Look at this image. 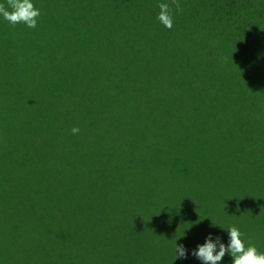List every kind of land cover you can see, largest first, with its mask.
Returning a JSON list of instances; mask_svg holds the SVG:
<instances>
[{
	"label": "trees",
	"instance_id": "trees-1",
	"mask_svg": "<svg viewBox=\"0 0 264 264\" xmlns=\"http://www.w3.org/2000/svg\"><path fill=\"white\" fill-rule=\"evenodd\" d=\"M148 1L150 0H79L77 6L81 13L77 19L88 17L92 13L100 14L106 10L114 12L118 19H122V14H134V6L138 3L147 4ZM154 2L155 6L161 2L169 4L174 23L171 29L166 27L165 29L170 34L180 31V23L175 21L178 20L176 18L181 11L184 9L185 12L186 7H195L196 12L205 20V29L209 30L208 35L215 37L222 46L220 56L216 59L197 52L207 67L208 74L205 81L209 78L215 80L217 77L218 84H223L222 81H229L230 76H235L234 78L241 83V88H245V93L239 92L237 103L248 108L244 112L249 118L246 115L243 121H240L237 118L231 120L229 117L230 127L237 129L227 130L226 136L217 137L213 145L222 143L229 136L232 143L234 140L239 141L241 159L247 157L252 145L258 144L253 125L258 123L260 128H264L262 110L264 109V0H154ZM7 4L8 0H5L4 6L7 7ZM44 24L45 21L39 17L36 29L26 26H18L14 29H17L22 42L28 44L31 43L29 40L39 32H43ZM113 28L114 26L112 30ZM122 29L125 32L130 31L126 25ZM52 33L53 38L49 40V44L53 50L49 49V57L44 62L53 64L55 75L60 77L63 72H66L68 63L86 69L69 76L64 87L59 81L48 80L51 76L50 70L49 72L38 71L37 75L42 79L41 84L38 87L35 86L36 89H50L49 92H55L54 100L57 101L58 106L54 110L61 115H64L62 106L66 104L63 101L64 93L75 92L76 102L69 116L74 111L76 118V111H80L79 121L89 126L87 135L83 130H79L75 134L74 141L68 140L63 143V150L74 148L75 151L72 158L58 166L62 182L68 186V189L72 188L76 192L74 208L64 207L60 199L56 200L53 197L47 199L44 185L47 182L52 183L54 179L46 173L39 174L30 169L28 172L30 180H33L34 176L41 175L35 191L30 184L29 192H24L21 202L13 203L11 200V203L0 202V264H60L58 253L65 254L67 264H89L87 261L90 255L101 250L92 243L93 238L98 234L106 238L110 232H115L118 229V219L124 216L128 205L137 204L140 201L154 205L155 200L157 204L160 199V184L156 180L160 178H163V181L168 180L171 190L177 189L180 183L184 188L200 185L199 180L194 179L191 184L189 182L194 175L193 169H190V161H193L190 153L193 149L188 145L187 136L182 135L177 143L175 141L176 104H169L166 109L168 122L165 133L162 136L158 135L157 138L152 137L157 120V116L153 114H155L159 95L158 87L154 84V77L159 72L150 66L151 69L149 65L160 50L145 45L144 40L136 41L144 46L143 52L146 55V64H141L136 56L133 40L128 37V46L132 49L127 50L128 46L125 45L119 55L113 57V65L119 70L111 71L101 59L117 52V49L114 50L113 43H106L102 48L94 50L91 44L84 45L76 39L75 46L70 48L63 44L68 40L61 38L62 34L59 30ZM84 47L89 49L92 55L86 62L80 58ZM169 48L174 56L175 48L172 49L171 45ZM0 50L6 51V48L0 45ZM7 51H9L8 48ZM57 53H61L62 56L59 57ZM110 53L112 54L109 55ZM149 55L154 56L147 61ZM193 66L196 68V65ZM0 67V88L6 91L17 90L15 79L8 78L13 77L16 72L8 71V63L2 57ZM104 76L108 79H117V87L126 93V96L112 99L117 102V106L110 109V114L95 117L90 109L82 107V103L83 100L92 98L89 93L91 84L99 85ZM108 82L112 83V80ZM170 84L172 85V82ZM210 85L212 83H207L202 89L203 93L208 94V101L211 102L208 116L216 109H214V96L208 93ZM235 86L239 89L237 85ZM187 87L190 89V84ZM172 96L175 95L172 94ZM166 99L173 100L174 97L165 96L164 101ZM35 101L36 99L33 100V104ZM200 110L199 107H193L183 114V119L191 122L196 131H201V127L193 119V115H197ZM228 110L227 106L226 112ZM259 111L263 115L260 120H258ZM69 116L65 115L67 121ZM141 119L143 124L138 122ZM100 124L107 128L105 138L101 137L97 130ZM120 131H124L126 136L116 134ZM128 131H130V137H127ZM210 133L211 130L209 131L207 127V136ZM261 134L264 135V130ZM200 147L201 140L196 139L195 150ZM258 155L264 156V143L254 157ZM85 156L90 159H85ZM167 158L175 159L174 166L170 169L165 161ZM248 158L250 162L243 160L240 165L242 170L249 172L243 176L242 184L239 186L242 187L241 190L254 194V199L257 200V204L253 206L254 211L264 218V184L261 183L264 182V173L259 166L252 165V157ZM160 159L163 161H159ZM181 168L184 171H179ZM204 173L208 175L207 171ZM199 188L200 202L196 203L185 196L181 201L179 200V208L170 211L169 220L163 223V225L169 224L173 232L177 230L182 232L185 238L184 245L191 247L190 249L195 248L197 243H203L209 231L218 235L224 234V229L230 224V221H222L214 223L215 229L205 230L208 220L199 219L201 215H204V210L201 207L198 212V209L204 203L205 194L206 199L212 194L209 190L205 191L200 186ZM39 194L43 196L41 202L36 198ZM51 203L62 207L63 217H57ZM230 207L228 206L224 212V216L229 218H231ZM156 215L157 212H151L148 221L157 224L154 218ZM160 227L153 229L146 220L143 226L134 227V234L141 232L154 234L149 242H145L144 248L147 255L140 264H161L166 261L165 254L156 251L164 242L153 241L160 234H164L160 232ZM199 228L203 231H197ZM242 235L249 244L264 253V219L259 220L257 225L243 232ZM165 236L170 237L169 234ZM114 249L117 248L108 246L105 250L113 251ZM106 259L109 261L108 257ZM226 259L228 261H225ZM230 261L231 257L226 254L220 264H228ZM177 262L199 264L195 258Z\"/></svg>",
	"mask_w": 264,
	"mask_h": 264
},
{
	"label": "rangeland",
	"instance_id": "rangeland-1",
	"mask_svg": "<svg viewBox=\"0 0 264 264\" xmlns=\"http://www.w3.org/2000/svg\"><path fill=\"white\" fill-rule=\"evenodd\" d=\"M78 1L32 0L34 6L40 10L39 17L45 21V24L43 32H39L33 39L29 40L31 43L28 44L22 42L17 29H14L18 26H24L23 24L13 26L0 18V45L6 48V51L0 50V59L2 57L8 63V71L16 72L13 77L9 76L8 78L15 79L17 84L15 91H6L0 88V202L11 203L10 200L13 203L21 202L24 192H29L30 184L35 191L39 179L41 180V175L34 176L33 180H30L28 172L33 169L36 173L42 174L43 172L54 179L52 183L47 182L44 185L47 199L50 197L56 198V200L60 199L64 207L74 208L73 201L76 198V192L72 188L68 189V186L62 182L58 166L72 158L73 151H75L74 148L63 150L65 141L76 139L72 129L78 128L87 135L89 133L87 127L89 126L81 124L79 121L80 111H76V118L74 111L69 116L76 102V93H64L63 101L66 102L62 106L64 115L58 114L54 110L58 106L57 101L54 100L55 92H49L50 89H36L41 84L42 79L37 73L41 70L48 72L50 70L51 76L48 80L59 81L64 87L69 76L86 69L68 63L66 72H63L60 77L55 75V68H52L53 64L44 62L49 57V49L53 50L49 44V40L53 38L52 31L57 32L59 30L62 34L61 38L68 40L63 44L70 48L75 46L74 40L76 39H79L84 45L91 44L94 50L102 48L106 43H113L114 50L117 49V52L101 59L111 71L119 70L113 65V57L119 55L120 50L125 45L128 46L129 37L133 40L134 50L141 64H146V55L143 52L144 46L137 43L139 39L144 40L145 45L160 50L149 65L159 72L154 77V84L158 87L159 95L157 96L155 114H153L157 116V120L152 137L157 138L158 135L162 136L165 133L168 122L165 114L166 109H168L169 104H176L175 141L177 143L180 136L185 135L188 138V145L193 149L190 153L193 160L190 161V169H193L194 175L189 182L191 184L194 179L199 180V186L205 191L209 190L212 194L208 199H206L205 194V204H201L198 209V212H200L201 207L204 210V215H201L199 219L208 220L205 230L215 229L214 223L222 221H230L225 229L235 226L241 233L251 230L258 224L259 220L264 218L254 211L253 206L257 204L254 194L246 192L244 189L241 190L242 187L239 186L242 184L243 176L249 172L242 170L240 165L243 160L250 162L248 157H252V165L259 166L264 173V156L254 157L264 143V135L261 134L264 128H260L258 123L253 125L258 144L255 145L254 143L248 156L242 159L239 141L234 140L232 143L229 136L230 139L226 137L222 143L213 145L217 137L226 136L227 130L237 129L230 127L229 117L231 120L237 118L243 121L242 119L246 115L248 116L244 112L248 108L237 103L239 92L245 93V88H241V83L234 78L235 76H230L229 81H222L223 84H218L217 77L215 80L209 78L205 81L208 74L207 67L197 52L216 59L220 56L222 46L215 37L212 38L208 35L209 30L205 29L203 16L196 12L195 7H186L187 10L184 12L183 9L176 18L179 21H175L180 23V31L170 34L156 18L159 8L155 6L154 0L148 1L147 4L138 3L134 6V14H122V19H118L116 14L109 10L100 12V14L92 13L88 17L77 19L81 13L77 6ZM0 4L5 5V0H0ZM116 20L120 22H115ZM124 25L130 29L129 32L122 29ZM112 26H114L113 30ZM169 45L172 49L175 48L174 56H172ZM131 49L132 47H127V50ZM57 54L59 57L62 56L61 53ZM91 56L89 49L84 47L80 58L86 62ZM153 56L149 55L147 61ZM193 65H196V68ZM109 80H112V83H109ZM117 83V79H108L106 76L102 78L99 85L92 83L89 89L92 98L87 101L83 100L82 107L90 109L95 117L110 114V109L117 106V102L112 99L126 96V93L117 87ZM207 83H212L208 93L213 94L214 109L216 108L209 116L208 108L211 102L208 101V94L202 91ZM188 84L191 86L190 89L187 87ZM35 86L37 87L35 88ZM165 96L174 97V99L164 101ZM46 97L50 100L48 101ZM34 99L36 101L33 104ZM227 106L229 110L226 112ZM193 107L201 109L197 115H193V119L201 127V131H196L191 122L183 119L184 112ZM262 110L264 112V109ZM259 112L258 120L263 117L261 111ZM65 115L69 116L68 121ZM138 122L143 124V119ZM207 127L209 131L211 130L209 136H207ZM97 130L101 137L107 136L105 125L100 124ZM116 134L126 136L124 131ZM130 135V131H128L127 137ZM196 139L201 140V147L198 150H195ZM84 158L90 159L86 156ZM159 161H163V159ZM165 161H167L169 169L174 166V158H167ZM179 171H184V169L181 168ZM206 171L208 175L204 173ZM156 182L160 184V199L157 204L155 200L154 205L146 201L128 205L124 216L118 219V229L115 232H110L106 238L100 237L99 234L93 238L92 243L101 250L90 255L87 261L89 264H140L143 262L144 256L147 255L146 248H144L145 242H149L154 234L150 232L134 234L133 229L136 225L143 226L145 220L153 229L161 226L160 232L164 234H160L153 241L156 243L164 242V244L159 245L156 251L165 254L166 261L161 264H173L175 243L177 241L185 244V238L182 232L178 230L173 232L169 224L163 225V223L169 220L170 211L179 208V200L181 201L185 196L196 203L200 202L201 191L197 184L193 187L184 188L180 183L178 184L179 187H176L177 189L171 190L168 180L163 181V178H160ZM261 183L264 184V182ZM36 198L41 202L43 196L39 194ZM51 205L56 210L57 217L64 216L61 206L56 203H51ZM228 206H231V218L224 216ZM153 211L157 212V215L154 216L157 224L148 221V216ZM145 224L147 225V223ZM197 231L201 232L203 229L199 228ZM165 234H169L170 237H166ZM219 235L223 237L225 235L224 239L227 240L226 230H224V234ZM108 246H115L117 249H114V252L105 250ZM187 248L190 249L191 247ZM17 253L19 254V250ZM57 255H59L60 264H67L65 254L58 253ZM188 258L192 259L193 257L189 255ZM177 261L174 264H191L190 262ZM228 264H232V262L230 261Z\"/></svg>",
	"mask_w": 264,
	"mask_h": 264
},
{
	"label": "clouds",
	"instance_id": "clouds-1",
	"mask_svg": "<svg viewBox=\"0 0 264 264\" xmlns=\"http://www.w3.org/2000/svg\"><path fill=\"white\" fill-rule=\"evenodd\" d=\"M158 8L157 20L164 27L171 29L173 17L169 4L161 2ZM39 16L40 10L34 6L32 0H8L7 7L0 4V18L13 26L23 24L27 28L36 29ZM78 132V128L72 129L73 134ZM224 230L227 232L226 241L223 236L209 231L203 243H197L193 249L176 241L173 264L177 260H187L189 255L199 264H220L226 254L231 257L232 264H264V253L249 244L237 227L232 226Z\"/></svg>",
	"mask_w": 264,
	"mask_h": 264
}]
</instances>
